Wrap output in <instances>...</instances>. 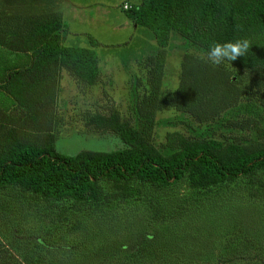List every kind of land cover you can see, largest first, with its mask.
I'll return each mask as SVG.
<instances>
[{
  "label": "rangeland",
  "instance_id": "rangeland-1",
  "mask_svg": "<svg viewBox=\"0 0 264 264\" xmlns=\"http://www.w3.org/2000/svg\"><path fill=\"white\" fill-rule=\"evenodd\" d=\"M139 1L1 0L0 6L5 4L9 9L7 22H16L21 12L24 16L60 17L63 42L95 50L99 75L94 84H87L62 69L54 96H34L30 108L12 102L0 90V122L6 120L8 112L19 122L30 110L36 114L44 111L47 116L42 119L46 122L33 135L42 139L51 135L57 151L73 155L82 149L123 148L116 134L96 130L88 125L87 118L90 113H107L115 108L133 125L142 123L137 105L146 93L151 64L147 58L156 56L158 46L153 32L136 25L122 8L125 2ZM89 34L98 45L91 46ZM188 53L197 59L190 68H209L212 75L230 71L227 61L213 66L207 61V52L171 33L163 68L162 107L155 110L154 143L165 152V135L174 130L187 136L254 140L253 125L264 128L263 105L255 104L249 113L236 106L222 111L220 118L240 121L229 129L220 120L208 123L169 102L163 103L187 74V62H182ZM29 58V53L0 45V83L8 70L24 66ZM236 75L232 80H237ZM257 177L264 180V173L241 176L206 193L191 189L185 178L166 187H148L147 198L159 201L161 215L157 218L153 205L138 199L101 205L64 201L60 207L45 209L34 194L7 187L0 190V240L7 246H17L21 237L23 242L17 246L21 252L17 254L28 255L35 264H262L254 256L259 250L264 259V184L259 186ZM254 189H260L259 195L251 193ZM234 227H238V238L246 236L248 240L241 247L249 258L226 262L235 251L229 245L230 239L237 241L232 237Z\"/></svg>",
  "mask_w": 264,
  "mask_h": 264
},
{
  "label": "trees",
  "instance_id": "trees-1",
  "mask_svg": "<svg viewBox=\"0 0 264 264\" xmlns=\"http://www.w3.org/2000/svg\"><path fill=\"white\" fill-rule=\"evenodd\" d=\"M129 4L131 8L122 6L123 10L136 25L153 32L158 46L156 56L147 58L151 64L146 93L137 105L142 123L133 125L115 108L107 113H90L88 125L113 132L124 147L112 151L82 149L68 155L56 150L51 135L47 139L33 135L46 122L44 111L36 114L30 110L19 122L8 112L6 120L0 122V190L15 186L34 194L46 205L45 209L60 207L64 201L101 205L138 199L150 202L157 218L161 215L159 201L147 198L148 187H166L185 178L191 189L206 193L241 176L264 173V128L257 124L253 125L256 138L247 142L210 135L187 136L177 130L166 133L165 152L153 141L155 110L162 107L163 68L171 33L207 53L215 43L238 39H249L252 47L246 56L227 62L229 72L213 75L209 68L191 69L189 64L197 59L186 54L182 64L187 62V74L177 89L164 96L163 103L169 102L208 123L220 120L229 129L240 121L220 118L222 111L236 106L248 112L255 104L264 106V0H140ZM9 15L8 7L0 6V45L30 55L27 64L8 70L5 81L0 83V90L12 102L30 108L34 96L44 93L52 98L62 69L87 84L96 82L99 59L95 50L66 45L60 17L24 16L21 12L16 22H7ZM88 37L92 47L98 45L92 35ZM235 72L239 75L234 81ZM257 179L259 186L264 184V180ZM259 190L250 192L259 195ZM237 230L234 227L232 237L238 242L229 240L235 251L226 257V262L249 256L241 247L248 240L246 236L238 238ZM19 239L21 245L23 241ZM40 243L50 248L44 240ZM17 246H7L0 240V264H35L28 255L19 257ZM254 256L264 264L259 250Z\"/></svg>",
  "mask_w": 264,
  "mask_h": 264
},
{
  "label": "clouds",
  "instance_id": "clouds-1",
  "mask_svg": "<svg viewBox=\"0 0 264 264\" xmlns=\"http://www.w3.org/2000/svg\"><path fill=\"white\" fill-rule=\"evenodd\" d=\"M251 47L252 42L249 39L215 43L210 46L207 53V61L213 66H219L226 61H236L238 58L246 56Z\"/></svg>",
  "mask_w": 264,
  "mask_h": 264
},
{
  "label": "built area",
  "instance_id": "built-area-1",
  "mask_svg": "<svg viewBox=\"0 0 264 264\" xmlns=\"http://www.w3.org/2000/svg\"><path fill=\"white\" fill-rule=\"evenodd\" d=\"M123 7H124V9H129V8H131V5L129 3H125Z\"/></svg>",
  "mask_w": 264,
  "mask_h": 264
},
{
  "label": "crops",
  "instance_id": "crops-1",
  "mask_svg": "<svg viewBox=\"0 0 264 264\" xmlns=\"http://www.w3.org/2000/svg\"><path fill=\"white\" fill-rule=\"evenodd\" d=\"M140 2V1H139Z\"/></svg>",
  "mask_w": 264,
  "mask_h": 264
}]
</instances>
